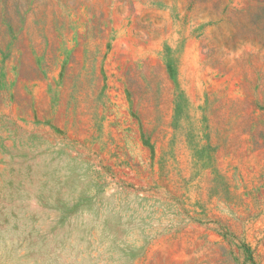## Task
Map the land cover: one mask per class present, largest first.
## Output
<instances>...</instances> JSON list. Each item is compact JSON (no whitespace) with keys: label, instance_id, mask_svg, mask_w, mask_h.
<instances>
[{"label":"rangeland","instance_id":"obj_1","mask_svg":"<svg viewBox=\"0 0 264 264\" xmlns=\"http://www.w3.org/2000/svg\"><path fill=\"white\" fill-rule=\"evenodd\" d=\"M0 264H264V0H0Z\"/></svg>","mask_w":264,"mask_h":264}]
</instances>
